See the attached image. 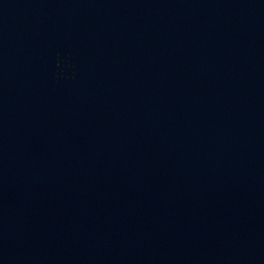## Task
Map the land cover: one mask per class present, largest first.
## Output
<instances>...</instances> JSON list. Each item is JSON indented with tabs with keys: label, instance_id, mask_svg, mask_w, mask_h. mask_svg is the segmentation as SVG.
Here are the masks:
<instances>
[{
	"label": "water",
	"instance_id": "95a60500",
	"mask_svg": "<svg viewBox=\"0 0 264 264\" xmlns=\"http://www.w3.org/2000/svg\"><path fill=\"white\" fill-rule=\"evenodd\" d=\"M0 264H264V0H0Z\"/></svg>",
	"mask_w": 264,
	"mask_h": 264
}]
</instances>
